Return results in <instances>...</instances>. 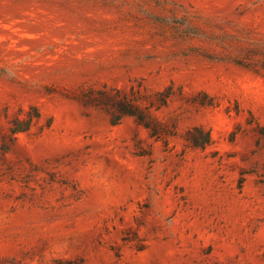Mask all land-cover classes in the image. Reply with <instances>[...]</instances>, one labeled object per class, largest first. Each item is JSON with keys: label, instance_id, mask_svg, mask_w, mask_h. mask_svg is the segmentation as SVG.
<instances>
[{"label": "rangeland", "instance_id": "obj_1", "mask_svg": "<svg viewBox=\"0 0 264 264\" xmlns=\"http://www.w3.org/2000/svg\"><path fill=\"white\" fill-rule=\"evenodd\" d=\"M136 80L163 139L70 97ZM0 264H264V0H0Z\"/></svg>", "mask_w": 264, "mask_h": 264}, {"label": "trees", "instance_id": "obj_2", "mask_svg": "<svg viewBox=\"0 0 264 264\" xmlns=\"http://www.w3.org/2000/svg\"><path fill=\"white\" fill-rule=\"evenodd\" d=\"M173 94L172 85L149 93L143 82L136 80L127 88L106 83L79 87L70 94V97L85 108L102 110L114 125L119 124L125 116L133 117L139 125L149 131L150 136L160 140L164 138L166 129L153 117L152 111L166 106ZM39 117L40 111L33 106L26 119L16 118L12 121L11 134L14 136L29 130L34 119ZM186 139L194 147H204L211 142L212 137L209 130L202 126H194L187 131Z\"/></svg>", "mask_w": 264, "mask_h": 264}]
</instances>
